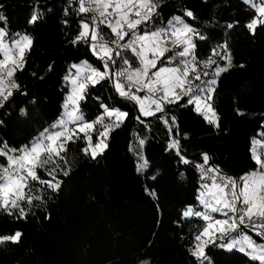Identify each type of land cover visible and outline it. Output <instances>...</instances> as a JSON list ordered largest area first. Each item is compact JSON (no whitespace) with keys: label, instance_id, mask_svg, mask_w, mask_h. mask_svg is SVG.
<instances>
[{"label":"trees","instance_id":"trees-1","mask_svg":"<svg viewBox=\"0 0 264 264\" xmlns=\"http://www.w3.org/2000/svg\"><path fill=\"white\" fill-rule=\"evenodd\" d=\"M157 3L156 27L183 17L185 11L193 13L194 20L184 19L205 37L195 38L198 59L228 45L236 66L218 77L211 101L219 127L192 105L168 106L175 125H165L157 118L160 113L144 118L133 102L118 96L110 81H101L81 101L85 119L101 114V103L126 111L127 118L110 132L108 147L96 159L81 151L83 140L71 144L68 164L62 165L69 175L58 172L60 188L45 187L39 193L43 201H34L38 206L24 218L0 213V236L22 233L19 243L0 244V264H198L188 249L204 222L181 219L187 207L200 209L197 195L203 182L194 164L202 163L201 154L207 153L210 164L227 176L239 177L255 168L250 148L256 147L254 140L264 139V27L250 34L245 25L255 12L244 0ZM77 8L76 0H0V25L10 34L27 33L33 39L25 69L16 76L19 91L0 107V142L19 148L57 121L69 91L64 77L72 64L87 60L103 70L86 43L71 42L83 18ZM34 11L39 19L29 24ZM93 137L95 143V133ZM172 139H180L181 154L192 164L181 163L168 148ZM141 156L148 167L138 172ZM206 252L211 264H259L211 244Z\"/></svg>","mask_w":264,"mask_h":264},{"label":"snow or ice","instance_id":"snow-or-ice-1","mask_svg":"<svg viewBox=\"0 0 264 264\" xmlns=\"http://www.w3.org/2000/svg\"><path fill=\"white\" fill-rule=\"evenodd\" d=\"M76 2L77 11L83 18L79 21L80 30L71 42L86 43L104 70L87 60L72 64L69 74L64 77L70 87L61 118L19 148L0 142V213L22 219L38 206L34 201H43L39 193L45 187L58 190L61 181L57 173L69 175L62 165L68 164L71 144L83 140L85 147L81 151L92 159L103 154L108 147L110 132L124 123L128 113L101 103L103 112L94 120L85 119L81 101L86 100L90 88L101 81H110L119 97L138 107L140 116L156 117L160 113L157 118L165 125L169 122L175 125L176 118L168 115V106L192 105L209 124L219 127V118L210 101L216 92L217 78L236 65L226 43L212 49L206 59H198L195 38L204 40L205 37L185 22V17L195 19L191 11H185L183 17L174 16L166 25L156 27L160 15L157 0ZM244 3L250 4L255 12L245 25L250 34L255 35L258 28L264 27V0H244ZM3 19L0 15V21ZM38 19L34 11L29 24L36 23ZM32 44L33 39L27 33L10 34L0 25V107H4L14 95V90L19 91L16 76L24 71ZM221 61L226 63L221 64ZM97 125L102 130L97 131ZM168 131L171 134L173 128L169 126ZM175 131L179 136L178 127ZM260 135L264 137V133ZM252 143L256 145L260 141ZM140 144L143 145L144 141L141 140ZM168 148L175 150L181 163H193L181 154L180 139H172ZM201 155L203 162L195 163L194 167L204 181L197 196L203 210L190 206L183 212V217H198L204 225L194 235L188 251L198 264H205L209 260L206 249L210 244L229 251L238 247L240 252L247 250L252 260L264 264V144L260 150L250 148L255 168L239 177L224 175L210 164L211 157L207 153ZM147 167L148 162L144 160L137 171L142 172ZM41 171L49 179L43 178ZM145 191L152 197L156 196L154 190L146 188ZM214 214L224 219H217ZM245 229L253 230L262 242L258 243ZM21 237L19 231L14 235L0 236V244L19 243ZM143 264H148V261Z\"/></svg>","mask_w":264,"mask_h":264},{"label":"rangeland","instance_id":"rangeland-1","mask_svg":"<svg viewBox=\"0 0 264 264\" xmlns=\"http://www.w3.org/2000/svg\"><path fill=\"white\" fill-rule=\"evenodd\" d=\"M172 19V18H171ZM170 19V20H171ZM186 22V21H185ZM187 23V22H186ZM78 64V63H77ZM104 70V69H103ZM103 70H101V71H103ZM201 71H203L204 69L203 68H201L200 69ZM74 71V70H73ZM209 72L211 73V70H209ZM209 78H211V77H209ZM209 78H205V79H209ZM218 79V78H217ZM68 83V82H67ZM197 83H199V82H197ZM68 86L70 87V85L68 84ZM216 86V85H215ZM145 93H143V95H144ZM210 103H211V101H210ZM64 105V104H63ZM138 108V107H137ZM204 111H207L206 109H203ZM63 111H64V109H63ZM62 111V112H63ZM62 114V113H61ZM208 115H211V113H208ZM142 117H144V116H142ZM61 118V116L58 118V119H60ZM144 118H148V117H144ZM57 119V120H58ZM56 122V121H55ZM54 122V123H55ZM70 127H71V125H70ZM257 141H260V143L259 144H256V148H259L260 146H261V144H264V139H256ZM94 143V142H93ZM261 148V147H260ZM141 157H143V156H141ZM144 157H143V159H141L140 158V160H139V162H138V166L140 165V164H142L143 162H144ZM198 195H199V192H198ZM197 195V196H198ZM198 201V200H197ZM198 205H199V207H200V211H202L203 210V207H202V205H200L199 204V201H198ZM188 208V207H187ZM186 208V209H187ZM186 209H184L183 211H182V213H181V219L183 220V221H186V220H190V219H193V218H198V217H190V218H185V217H183V212L186 210ZM215 216H216V218L217 219H224V217L223 216H221V215H219V214H214ZM218 215V216H217ZM203 221V220H202ZM204 222V221H203ZM254 239V238H253ZM257 241V240H256ZM258 242V241H257ZM259 243V242H258ZM220 249H222L223 251H226V252H232V251H237V252H240L239 250H238V247H237V249H233V250H231V251H229V250H227V249H224V248H220ZM240 253H242V254H244V255H246V256H248L249 258H250V255L249 254H247V250H246V252H240ZM251 259V258H250ZM254 261V260H253ZM256 262H258L259 264H261V262H259V261H256ZM205 264H211V260L209 259L208 261H205Z\"/></svg>","mask_w":264,"mask_h":264},{"label":"built area","instance_id":"built-area-1","mask_svg":"<svg viewBox=\"0 0 264 264\" xmlns=\"http://www.w3.org/2000/svg\"><path fill=\"white\" fill-rule=\"evenodd\" d=\"M199 174H200V173H199ZM202 182L204 183V181H202ZM245 232H246L247 234H249V235H252L253 238L256 239L257 241L262 242V241L260 240L259 237H257V236L254 235V231H253V230L245 229Z\"/></svg>","mask_w":264,"mask_h":264},{"label":"crops","instance_id":"crops-1","mask_svg":"<svg viewBox=\"0 0 264 264\" xmlns=\"http://www.w3.org/2000/svg\"><path fill=\"white\" fill-rule=\"evenodd\" d=\"M218 216V215H217Z\"/></svg>","mask_w":264,"mask_h":264}]
</instances>
